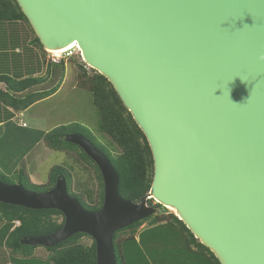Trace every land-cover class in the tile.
I'll list each match as a JSON object with an SVG mask.
<instances>
[{"label":"water","instance_id":"obj_1","mask_svg":"<svg viewBox=\"0 0 264 264\" xmlns=\"http://www.w3.org/2000/svg\"><path fill=\"white\" fill-rule=\"evenodd\" d=\"M15 1L45 51L78 45L154 161L149 196L135 203L120 195L106 154L68 135L102 174L103 206L86 209L64 176L45 193L0 179V203L65 217L60 230L23 244L53 249L82 233L95 241L96 264H117L115 234L161 205L220 264H264V0Z\"/></svg>","mask_w":264,"mask_h":264},{"label":"trees","instance_id":"obj_2","mask_svg":"<svg viewBox=\"0 0 264 264\" xmlns=\"http://www.w3.org/2000/svg\"><path fill=\"white\" fill-rule=\"evenodd\" d=\"M0 22H25L35 35L27 18L15 0H0ZM37 45L45 53L35 35ZM45 64V61L43 59ZM73 62V61H72ZM49 74L52 67H57L59 84L53 90L44 93L32 92L45 79L27 78L15 80L9 76H0V104L16 114L23 113L37 102L56 93L66 74V64L49 63ZM77 85L93 95L97 109L101 132L119 148L120 154L113 155L106 146L80 124L59 126L44 135L43 142L52 151L74 155L78 162L89 166L98 181V193L86 191V196L73 190L74 174L63 166H54L49 174V182L34 184L27 170L22 166L13 176L17 183L27 190L45 193L53 189L59 177L67 180L68 190L82 205L91 211H98L104 203V180L98 166L78 146L68 143L66 137L79 133L86 136L99 150L111 160L120 177V195L126 200L139 203L149 196L153 176L154 161L148 141L134 121L131 113L125 108L111 83L94 70L90 74L84 65H78ZM0 126V136L2 134ZM12 176V177H13ZM0 179L8 184H15L12 179L0 171ZM150 205L154 200H148ZM158 213L114 236V251L117 264H220L214 254L203 246L191 231L168 209L156 205ZM59 218H62L60 222ZM20 222L19 226L15 223ZM65 223L64 215L57 210H31L20 206L0 203V235L6 240L12 254L30 256L31 250L38 247L23 244L26 239L47 236L60 230ZM145 226V227H143ZM86 234H77L49 252L50 264H96L97 253L95 241L91 246L81 242ZM90 237V236H88Z\"/></svg>","mask_w":264,"mask_h":264},{"label":"rangeland","instance_id":"obj_3","mask_svg":"<svg viewBox=\"0 0 264 264\" xmlns=\"http://www.w3.org/2000/svg\"><path fill=\"white\" fill-rule=\"evenodd\" d=\"M42 57L45 64L52 63L53 57L58 58L57 60L60 62L64 61L66 64L65 80L60 87V91L52 99L23 112V123L30 126L41 124L45 130L49 131L59 126L80 124L86 130H89L113 155H119V148L108 136L101 132L100 119L94 105L92 93L79 88L77 85L76 77L79 64H83L85 69L90 74L92 73V69L88 68L83 62L78 49L60 55H52L49 51H45V53L42 52ZM17 154L19 153L17 152ZM7 165L5 163L4 168L7 169ZM54 166H63L73 172L74 191L81 192L85 196L88 190H92L95 195L98 193V181L94 171L88 165L78 162L74 155L63 152H49L38 173L36 172V177H33L36 182L35 184H46L50 171ZM6 173L11 174V171H6ZM8 177L15 184H18L15 176L8 175ZM168 213L173 212L168 210ZM59 219L61 222L62 218ZM81 242L87 246H91L94 240L92 237L85 236ZM29 253L31 255L27 257L12 254V251L6 244V240L0 235V264H50L48 260L49 252L45 248H35V250H31Z\"/></svg>","mask_w":264,"mask_h":264},{"label":"crops","instance_id":"obj_4","mask_svg":"<svg viewBox=\"0 0 264 264\" xmlns=\"http://www.w3.org/2000/svg\"><path fill=\"white\" fill-rule=\"evenodd\" d=\"M48 64H44L35 35L25 22H0V76L6 75L15 80L42 77L45 81L32 89V92H49L58 86L59 76L57 67H52V72L48 73L50 68ZM64 80L65 78L56 93L32 107L52 99L60 91ZM0 89L5 90V85L0 84ZM23 118V113L16 114L0 104V126L3 130L0 136V171L6 176H13L24 166L35 184L33 177L52 151L43 142L44 135L49 130H45L41 124L24 126ZM4 162L8 164L7 169L4 168ZM6 171H11V174H7Z\"/></svg>","mask_w":264,"mask_h":264},{"label":"bare ground","instance_id":"obj_5","mask_svg":"<svg viewBox=\"0 0 264 264\" xmlns=\"http://www.w3.org/2000/svg\"><path fill=\"white\" fill-rule=\"evenodd\" d=\"M74 49H78V45L74 44V45L70 46L67 49H64V50H61V51H50V53L51 54H55V55H60V54L69 52V51L74 50Z\"/></svg>","mask_w":264,"mask_h":264},{"label":"built area","instance_id":"obj_6","mask_svg":"<svg viewBox=\"0 0 264 264\" xmlns=\"http://www.w3.org/2000/svg\"><path fill=\"white\" fill-rule=\"evenodd\" d=\"M79 51V50H78ZM50 53V52H49ZM51 54V53H50ZM79 54H80V52H79ZM52 55H55V54H52ZM58 58H56V57H53V59H52V63H55V64H58V63H60V61L59 60H57ZM89 68V67H88ZM24 126H26V124H24ZM15 225L16 226H19L20 225V222H16L15 223Z\"/></svg>","mask_w":264,"mask_h":264},{"label":"flooded vegetation","instance_id":"obj_7","mask_svg":"<svg viewBox=\"0 0 264 264\" xmlns=\"http://www.w3.org/2000/svg\"><path fill=\"white\" fill-rule=\"evenodd\" d=\"M75 197V196H74ZM65 218V217H64Z\"/></svg>","mask_w":264,"mask_h":264}]
</instances>
